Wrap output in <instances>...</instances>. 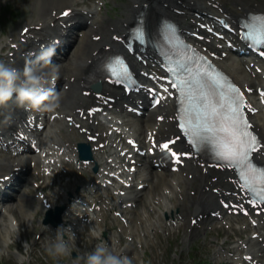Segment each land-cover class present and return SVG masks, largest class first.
<instances>
[{
	"label": "snow or ice",
	"instance_id": "1",
	"mask_svg": "<svg viewBox=\"0 0 264 264\" xmlns=\"http://www.w3.org/2000/svg\"><path fill=\"white\" fill-rule=\"evenodd\" d=\"M166 27L171 28L170 25ZM242 27L247 29L243 38L264 47V16H250ZM134 36L142 41V28L138 26ZM189 60L191 64L178 62L177 68L169 69L170 85L179 93V127L194 150L210 151L220 166L236 171L241 190L251 196L252 206L258 207L264 204V168L253 163L252 154L264 145L251 132L252 125L244 112L245 108L248 111L255 110L245 103L238 88L210 74V71H205L202 66L193 70L191 65L201 62L194 57H189ZM109 72L114 78L110 82H130L129 70L119 58L109 66ZM260 96L264 102V91ZM175 142L171 140L158 147L179 164L182 162L181 156L186 154L172 150L171 145Z\"/></svg>",
	"mask_w": 264,
	"mask_h": 264
},
{
	"label": "clouds",
	"instance_id": "2",
	"mask_svg": "<svg viewBox=\"0 0 264 264\" xmlns=\"http://www.w3.org/2000/svg\"><path fill=\"white\" fill-rule=\"evenodd\" d=\"M58 41H54L52 45L42 46L41 52L36 58V67L25 64L24 68L16 69L0 62V109L7 110L10 103L15 108H23L35 112L52 113L59 107L60 96L53 88H44L45 84H55L59 78L60 65H52L51 73H44L39 70V65H51V58L55 55V45ZM50 77V78H49ZM12 121V113L9 112L4 123L10 124ZM175 183V182H173ZM24 212L26 224L30 226L33 211H26L20 201ZM11 230L15 233L16 238L19 236V224L14 217L9 216ZM63 229V231H62ZM88 235L93 239H100L94 228L89 229ZM71 241V247L69 244ZM31 244L29 241L23 243L25 252L29 251ZM75 250V236L71 231V227H60L56 230V235L51 238L45 248L48 256L53 260H59L62 257L69 256ZM17 264H26L27 256L16 253ZM131 264V259L122 254H115L110 247L100 240L91 251H87L82 255L73 259V264Z\"/></svg>",
	"mask_w": 264,
	"mask_h": 264
},
{
	"label": "bare ground",
	"instance_id": "3",
	"mask_svg": "<svg viewBox=\"0 0 264 264\" xmlns=\"http://www.w3.org/2000/svg\"><path fill=\"white\" fill-rule=\"evenodd\" d=\"M57 1L58 0H34V4H32V6L36 7V8H40L42 6H47L49 4L52 6V5H55V2H57ZM66 1L67 0H60L59 3L61 4V3H64ZM243 1L247 2V7H248L250 5V3H255L259 0H243ZM262 5H264V2L262 3ZM129 21H130V18L126 14H124L123 19L119 21V22L124 24V26H121V28H126ZM99 25H101V26L99 28L95 29V36H101V38H100V41L94 43L95 48L101 44V41H104V38H103L104 27H103V25L108 26L109 31H111V33L115 30L114 26L109 25L108 20H104ZM78 43H79L80 47L82 48V50H85L86 48L91 50V48L93 47L92 44L87 43L85 41L84 37H82ZM104 43L108 44L109 42L105 40ZM165 112H166V110H163V111L159 112V114L164 115ZM22 180H23V178H22ZM24 223H26V222H24Z\"/></svg>",
	"mask_w": 264,
	"mask_h": 264
}]
</instances>
